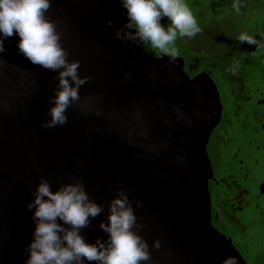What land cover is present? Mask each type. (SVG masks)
<instances>
[{"label":"water","instance_id":"95a60500","mask_svg":"<svg viewBox=\"0 0 264 264\" xmlns=\"http://www.w3.org/2000/svg\"><path fill=\"white\" fill-rule=\"evenodd\" d=\"M125 13L117 0H52L46 16L56 23L69 62L79 60V75L90 78L79 90L81 101L67 109V122L54 128L41 124L50 119L57 73L25 58L17 48L18 35L5 42L7 50L0 53V264H25L35 228V209L26 205L42 179L53 191L82 181L90 199L103 206L82 230L88 243L107 239L99 225L107 222L109 205L123 187L130 189L137 222L144 225L138 234L149 244L147 264H222L227 256L248 264L212 224L207 144L222 115L218 87L205 72L190 77L182 58L170 63L137 42L122 44L114 32L128 22ZM108 19L111 26L105 24ZM126 73L132 74L127 81ZM88 97L98 98L94 108L101 116L91 109L82 114ZM155 240L160 249L152 246Z\"/></svg>","mask_w":264,"mask_h":264},{"label":"clouds","instance_id":"9594fccd","mask_svg":"<svg viewBox=\"0 0 264 264\" xmlns=\"http://www.w3.org/2000/svg\"><path fill=\"white\" fill-rule=\"evenodd\" d=\"M52 0H0V53L5 52V42L18 35L17 48L33 65L57 73L58 84L48 109L50 119L41 124L44 128L62 126L67 122V109L81 101L80 88L90 79L79 75L80 61L69 62L68 53L61 45V33L57 25L46 16ZM126 9L127 23L114 32L122 44L140 41L149 44L176 63L178 38H192L201 32L199 22L185 0H119ZM241 0H233L232 8L241 11ZM170 23L165 26L164 18ZM111 26L113 20H105ZM234 40L239 44L255 45L256 51L264 50V41L247 32H239ZM240 62L233 64V74ZM132 78L126 73L125 81ZM97 97H88L81 104V112L89 110L101 116L102 110L94 108ZM137 113V119L140 117ZM135 132V129L131 130ZM146 135L145 133H140ZM130 189L121 187L109 205L107 222L100 229L107 234L106 240L99 237L94 243L86 242L82 230L103 211V206L90 199L82 181L62 184L52 190L48 180H41L27 202V210L35 209L32 220L35 224L33 239L25 248V264H142L151 262L149 244L138 233L144 227L137 222ZM47 198V199H46ZM136 207L142 202L135 200ZM60 221V222H58ZM135 229V231L133 230ZM161 248L160 240L152 245ZM222 264H239L235 256H227Z\"/></svg>","mask_w":264,"mask_h":264},{"label":"flooded vegetation","instance_id":"af4514ba","mask_svg":"<svg viewBox=\"0 0 264 264\" xmlns=\"http://www.w3.org/2000/svg\"><path fill=\"white\" fill-rule=\"evenodd\" d=\"M185 2L201 32L178 38L176 57L190 77L205 72L214 80L223 106L207 144L212 224L246 261L248 256L264 262V50L234 40L247 32L264 41V0H241L240 13L232 8L233 0ZM162 23L170 21L165 17ZM137 43L149 55H163ZM236 61L240 68L233 74Z\"/></svg>","mask_w":264,"mask_h":264},{"label":"trees","instance_id":"16d2710c","mask_svg":"<svg viewBox=\"0 0 264 264\" xmlns=\"http://www.w3.org/2000/svg\"><path fill=\"white\" fill-rule=\"evenodd\" d=\"M221 89V92L223 93V89L222 88H220ZM225 99H223V103L225 104ZM246 258H247V262L249 263V264H264V262H257V261H255L254 259H252V258H250V257H248V256H246Z\"/></svg>","mask_w":264,"mask_h":264}]
</instances>
